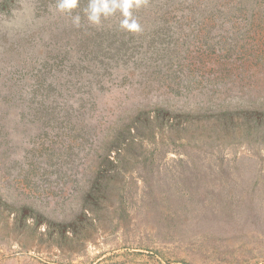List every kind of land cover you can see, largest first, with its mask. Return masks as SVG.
Segmentation results:
<instances>
[{"label":"rangeland","instance_id":"rangeland-1","mask_svg":"<svg viewBox=\"0 0 264 264\" xmlns=\"http://www.w3.org/2000/svg\"><path fill=\"white\" fill-rule=\"evenodd\" d=\"M86 5L0 0V264H264V0Z\"/></svg>","mask_w":264,"mask_h":264},{"label":"clouds","instance_id":"clouds-1","mask_svg":"<svg viewBox=\"0 0 264 264\" xmlns=\"http://www.w3.org/2000/svg\"><path fill=\"white\" fill-rule=\"evenodd\" d=\"M141 0H87L83 9L89 25L101 26L103 22L119 13L122 29L138 31L140 26L134 17L133 10L139 7ZM80 0H56V11L61 14L72 15L79 6ZM73 25L80 27L81 16H72Z\"/></svg>","mask_w":264,"mask_h":264}]
</instances>
